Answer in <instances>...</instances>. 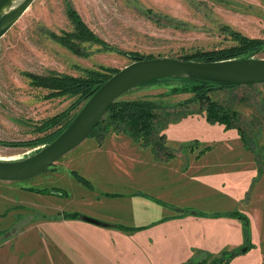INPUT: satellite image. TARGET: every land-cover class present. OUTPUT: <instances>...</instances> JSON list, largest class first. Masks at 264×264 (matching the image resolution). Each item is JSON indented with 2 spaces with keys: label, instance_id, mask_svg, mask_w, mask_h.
Returning a JSON list of instances; mask_svg holds the SVG:
<instances>
[{
  "label": "rangeland",
  "instance_id": "obj_1",
  "mask_svg": "<svg viewBox=\"0 0 264 264\" xmlns=\"http://www.w3.org/2000/svg\"><path fill=\"white\" fill-rule=\"evenodd\" d=\"M68 8L76 10L106 44L146 59H181L229 48L237 45L231 31L264 39V0H35L0 39L3 143L44 136L36 128L75 101L46 99L48 92L32 86L25 73L84 77L92 71L111 74L132 63L127 56L103 50L102 43H86L72 36L73 45L68 47L55 39L76 33ZM253 58L263 59L264 50ZM192 91L190 84L174 79L139 86L118 99L149 102L157 115L156 131L147 141L141 138L145 145L136 149L146 165H138L137 173L108 162L100 174L90 161L105 156V149L98 151L99 139H104L98 136L105 133L100 131L45 173L27 181L0 182V264H106L96 253L99 249L77 239L80 230L72 223L56 228L43 215L53 206L64 209L61 216L75 214L81 205L79 198L85 195L101 197L107 207H134V213L141 216L139 222H148V230L162 225L158 227L162 233L172 234L177 252L163 254L160 264H264V85L210 92L212 101L231 111L227 123L211 124L206 105L196 101ZM154 147L171 153L168 162L152 163ZM35 152L34 147L0 144L1 160L24 159ZM215 159L224 160V166L216 165ZM240 190V202H233ZM21 212L32 215L27 227L26 218L18 220ZM155 214L161 218L152 220ZM235 215L247 217L251 242L243 237L237 246L228 238L217 239L228 237L229 231L204 221L226 218L244 229L242 219ZM66 233L75 240L67 243ZM91 242L96 248L102 246L97 238ZM163 249L150 245L147 251L153 254ZM237 251L240 254L235 255Z\"/></svg>",
  "mask_w": 264,
  "mask_h": 264
},
{
  "label": "water",
  "instance_id": "obj_2",
  "mask_svg": "<svg viewBox=\"0 0 264 264\" xmlns=\"http://www.w3.org/2000/svg\"><path fill=\"white\" fill-rule=\"evenodd\" d=\"M34 1L0 0V39ZM169 78L209 82L217 85L214 90L224 86L264 85V58L199 62L159 57L132 62L100 86L51 143L37 148L27 158L0 160V182H22L45 173L91 136L121 96L146 83ZM88 221L95 224L92 219Z\"/></svg>",
  "mask_w": 264,
  "mask_h": 264
},
{
  "label": "trees",
  "instance_id": "obj_3",
  "mask_svg": "<svg viewBox=\"0 0 264 264\" xmlns=\"http://www.w3.org/2000/svg\"><path fill=\"white\" fill-rule=\"evenodd\" d=\"M71 7V6H69ZM68 15L70 20L75 26V34H67L65 38L55 37L58 39L62 45L72 46L73 43L70 41L72 36L77 37L79 40L86 43L98 44L102 43L103 50L105 51H115L122 56H127L132 62L142 60L145 57L141 56L138 53L126 52L112 47L111 45L106 44L94 32L87 26L84 20L79 16V14L73 8H68ZM228 30V29H227ZM231 36L233 40L237 42V45L225 48L222 50L197 53L192 56L182 57L183 60H192L199 62L207 61H224V60H233V59H251L256 54L261 53L264 50V39H254L243 36L240 32L231 31ZM74 52H78L77 48H73ZM150 58V57H148ZM146 59V58H145ZM120 71V70H119ZM119 71H113L111 74L105 73L100 74L97 72H87L84 77H74L70 75H57L49 74L47 76H39L32 73H25L24 75L31 81V85L36 88H41L46 90L48 94L46 99H57V98H73L75 101L71 104L69 108L62 111L61 113L43 121L40 127L36 128V131L41 134H45L42 137L37 139L23 142V143H3L0 141L1 145L6 146H26L39 148L44 145H48L55 138H57L63 130L71 123L77 113L80 111L82 106L88 101V99L96 92V90L102 86L108 79H110L114 74ZM174 79H159L145 85L157 84L163 81H169ZM184 82H187L192 86L194 99L199 101L201 104L206 105V111L208 112V120L211 124L214 123H227L230 121L231 111L227 107H223L220 104L211 100L209 94L211 91L216 88L217 85L203 82L195 81L190 79H178ZM233 88V87H221ZM109 116V125L107 124L106 129H104L103 122L106 120V117ZM157 120V115L153 111L149 102L145 101H133V102H124L117 100L109 109L107 115L104 119L98 124L95 130L91 135H96L98 132H105L99 138H104L106 131H109V128L113 127L115 130H124L136 138H142L147 141L151 137L155 130V122ZM124 127V128H121ZM147 137V138H146ZM144 141V142H145ZM77 176V173H75ZM83 179V178H82ZM86 181V180H85ZM88 183V181H86ZM233 216V215H231ZM243 221L244 225V237L245 242H251L250 239V223L246 216L235 215ZM62 217L63 219H79L78 214H66L63 216H58L57 218ZM88 221L87 217L83 218ZM95 224L104 227V228H116V226L98 222L96 220ZM89 222V221H88ZM135 231H140L142 229L137 228ZM250 247H248L249 250ZM232 255V253H229ZM240 254V251H237L235 255ZM225 260V259H224ZM222 260V261H224ZM221 261V262H222ZM220 261H216L214 264H219Z\"/></svg>",
  "mask_w": 264,
  "mask_h": 264
},
{
  "label": "crops",
  "instance_id": "obj_4",
  "mask_svg": "<svg viewBox=\"0 0 264 264\" xmlns=\"http://www.w3.org/2000/svg\"><path fill=\"white\" fill-rule=\"evenodd\" d=\"M106 134L104 136V139L102 140L99 139L100 147H98L99 148L98 151H101V149H105L104 150L105 156L102 159L99 158V160L90 159V161L94 163L93 164L94 166L96 165L98 166V170L100 174L103 173L101 170L102 166L108 162H111L117 166L123 164L124 166H127L129 171L131 172L133 171L134 173L138 172L137 170L140 169V166H146L143 165L144 160L141 158V156L136 150L139 149L140 147L143 148L142 147L143 144L145 145V143L141 142L140 138H136L130 133L124 132V130H118V129L115 130L113 127L110 128V130ZM153 153L156 155V157L153 158L152 161L153 164H155L156 161L159 162L161 160H166L168 162V156L171 154L166 149L155 148V147L153 148ZM214 161L217 162L215 163L216 165L224 166V160L215 159ZM76 164L79 170L84 171L81 164L79 163ZM142 170L145 169L143 168ZM224 172L226 171L224 170ZM239 185L242 188V185L241 184ZM241 194L242 192L240 190L238 192V195L235 196L233 195L234 196L233 202H235L236 200L240 202ZM257 197H259V195H257ZM79 199H81L80 201L81 205L75 210V214H78V216L82 215L84 217L90 218L92 220H96L98 222H103L116 226V228L101 227L97 224H93L91 222L84 220L83 219L84 217L82 216L77 220H71V221L64 220L61 217L57 218L58 216H61L62 213L61 211L64 209H59L56 206L51 207L48 211H46V213L44 212L45 214L43 215L49 218L47 220L50 221H47V223L50 226H54L56 228H58L61 225L68 226L71 225L72 223L75 229L77 228L80 230V232L76 233L77 239H79L84 245H86L89 248H92L93 246V248L99 249L101 253L100 252L99 253L96 252V253L104 260L106 264H160L158 263V261L160 260V257L163 254H170L172 252L173 253L177 252V247H175L173 242L174 240L172 239L171 236L172 234H170L169 237L167 236L166 232L162 233L163 231L162 228L158 229V227H161L162 225L148 230L146 226L148 222L144 224H141L139 222L138 216L140 215L138 214L137 216L134 213L133 210L134 207H120V208H116L113 206L107 207L105 206V204H103L101 197H95L92 195L81 196ZM65 211L73 212L68 209H65ZM139 212H144V211L139 210ZM46 214H48L49 216H47ZM159 214H155L157 217L152 220L160 219L161 217L158 216ZM40 215H42L41 212ZM21 217L27 219L25 223V226L27 227L31 222L32 215L28 212H21L18 217V220ZM204 221H207L208 224L210 222L216 223L219 225V227L229 231L228 237L220 238V236H215L217 239L224 240L225 238H228V240L232 243L237 242V246L242 244V240L244 237L243 227L241 226L242 224H237L235 220L227 221L226 218L222 220L206 219ZM55 222H59L60 224ZM15 223L17 222H14L13 224ZM230 223H232L233 225H231ZM168 224L169 223L164 224L163 226ZM252 224L254 227L255 225L254 221H252ZM128 228H133V230L140 228L142 230L140 231L134 230V232H131L130 234L128 233L129 231L127 233L125 232L126 230H128ZM254 233L257 232L254 230ZM66 235L69 238L68 241H66L67 243L72 240H75V238L73 239V237L70 236L69 233H66ZM93 237L101 241L102 243L101 247H98L96 245L97 246L96 248L94 245H92L91 238ZM191 237L193 238V235ZM254 237H255L254 242L256 241L258 242L257 237L256 236ZM80 241L76 240L75 242L81 244ZM150 245H155V246L159 245L160 248L161 246H163L164 247L163 252L160 250V252H155L153 254H150L147 251V248ZM71 248L72 251H75L77 247L73 244ZM191 249L192 247L190 248V252ZM149 258H151L152 260L150 261ZM10 260H14V259H10ZM0 261L3 262V259H1Z\"/></svg>",
  "mask_w": 264,
  "mask_h": 264
},
{
  "label": "bare ground",
  "instance_id": "obj_5",
  "mask_svg": "<svg viewBox=\"0 0 264 264\" xmlns=\"http://www.w3.org/2000/svg\"><path fill=\"white\" fill-rule=\"evenodd\" d=\"M1 160V159H0Z\"/></svg>",
  "mask_w": 264,
  "mask_h": 264
},
{
  "label": "built area",
  "instance_id": "obj_6",
  "mask_svg": "<svg viewBox=\"0 0 264 264\" xmlns=\"http://www.w3.org/2000/svg\"><path fill=\"white\" fill-rule=\"evenodd\" d=\"M37 149V148H36Z\"/></svg>",
  "mask_w": 264,
  "mask_h": 264
}]
</instances>
